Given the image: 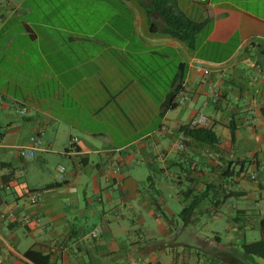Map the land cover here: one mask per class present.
I'll return each instance as SVG.
<instances>
[{
    "label": "crops",
    "instance_id": "obj_1",
    "mask_svg": "<svg viewBox=\"0 0 264 264\" xmlns=\"http://www.w3.org/2000/svg\"><path fill=\"white\" fill-rule=\"evenodd\" d=\"M151 1L0 0V264H218L264 238V0H175L190 49ZM199 114L216 144L180 131Z\"/></svg>",
    "mask_w": 264,
    "mask_h": 264
},
{
    "label": "trees",
    "instance_id": "obj_2",
    "mask_svg": "<svg viewBox=\"0 0 264 264\" xmlns=\"http://www.w3.org/2000/svg\"><path fill=\"white\" fill-rule=\"evenodd\" d=\"M147 12L156 13L163 22L161 33L172 39L183 42L189 49L193 47L197 33L202 29V24L189 19L185 14L175 8V0H152ZM173 98L169 97L166 108L175 107ZM186 138H191L200 143L213 145L217 143L215 134L207 128H190L188 125L180 128ZM228 171L230 169H227ZM207 188L194 196L189 206L180 214L183 219L190 217L199 204L208 196ZM264 230V221L261 222ZM241 255H237L231 248L216 251L214 263L218 264H264V238L243 242L240 246Z\"/></svg>",
    "mask_w": 264,
    "mask_h": 264
},
{
    "label": "built area",
    "instance_id": "obj_3",
    "mask_svg": "<svg viewBox=\"0 0 264 264\" xmlns=\"http://www.w3.org/2000/svg\"><path fill=\"white\" fill-rule=\"evenodd\" d=\"M192 1L193 2H196V3H204L207 0H192ZM197 67L199 69H201L205 75H208V73H209L208 69L204 68L202 65H197ZM185 100H186V97H182V98H179L178 102L179 103H182ZM21 113H25V110L23 109L21 111ZM207 123H208L207 117L205 115L199 114L195 119H193L190 123H188V127H190V128H204L207 125ZM32 141H33V144H37L38 143V141L35 138H33ZM75 141L76 140L73 139V143ZM184 141H185V137H183L181 139V141L177 144V149L178 150H183ZM67 153L68 154L73 153V148L71 147L70 149H68ZM19 156L22 157V158H33L34 152L32 150H23L22 149V150L19 151ZM57 172H58V174L60 176H62V175L65 174V168L63 166H59L58 169H57ZM248 178L250 180L254 181L256 179V176L254 174H251V175H248ZM36 201H37V195L36 194H32L31 197H30V202L32 204H35ZM0 218L1 219H5V218L14 219V214L11 213V212L1 213L0 214ZM97 235H98V232L97 231H93L91 233V236L92 237H97Z\"/></svg>",
    "mask_w": 264,
    "mask_h": 264
},
{
    "label": "rangeland",
    "instance_id": "obj_4",
    "mask_svg": "<svg viewBox=\"0 0 264 264\" xmlns=\"http://www.w3.org/2000/svg\"><path fill=\"white\" fill-rule=\"evenodd\" d=\"M213 227L212 228H215L216 229V231H218V235L221 237V238H223V240H224V242H227L228 240H226L225 238L227 237V234H228V231H226V230H224V224H223V222H222V224H220L219 225V223H215V224H213L212 225ZM251 237H250V235L249 236H247V242H252L251 240L252 239H250ZM236 251V250H235ZM242 251L241 250H238V253H241Z\"/></svg>",
    "mask_w": 264,
    "mask_h": 264
}]
</instances>
